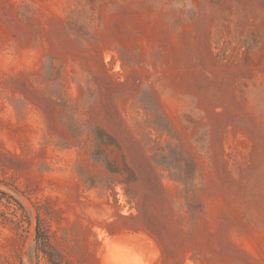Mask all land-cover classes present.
<instances>
[{"label":"rangeland","instance_id":"1","mask_svg":"<svg viewBox=\"0 0 264 264\" xmlns=\"http://www.w3.org/2000/svg\"><path fill=\"white\" fill-rule=\"evenodd\" d=\"M0 264H264V0H0Z\"/></svg>","mask_w":264,"mask_h":264}]
</instances>
